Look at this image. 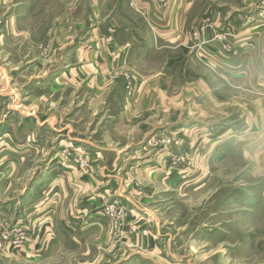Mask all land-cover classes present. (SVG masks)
Listing matches in <instances>:
<instances>
[{
  "label": "rangeland",
  "instance_id": "374dc122",
  "mask_svg": "<svg viewBox=\"0 0 264 264\" xmlns=\"http://www.w3.org/2000/svg\"><path fill=\"white\" fill-rule=\"evenodd\" d=\"M154 1L167 7L166 13L177 19L176 23L182 22L183 32L193 38L195 50L202 54L213 50L216 38L233 37L228 31L231 22H245L251 25L249 27L260 22L264 29V0ZM130 2L0 0V264H14L9 258L31 238L29 227L24 220H16L13 211L19 196L31 192L34 178L47 181L58 173L67 176L74 172L80 179L96 175L102 186L98 191L90 187L88 193L93 195L86 199L90 201V211L85 217L67 220L71 228L85 230L78 241L80 244L70 239V264H75V260L76 264L79 261L95 264L91 260H100L101 264H264V133L256 132L261 122L255 131L256 124L244 122L249 114H254L248 107L249 93L246 100L242 94L235 96L241 107H230L228 125L236 126L237 134L227 147L229 153L214 165L207 166L208 160L203 154L197 157L187 152V147L193 143L199 149L211 148L207 141L210 134L200 129L194 134H168L154 141L152 147L166 148L167 165L161 171L150 172L144 171L140 164L134 168L137 171L131 170L134 160L142 163L149 155L132 154L130 150L134 148L125 149L117 164V156H104L102 162L106 167L95 172L90 156L74 154L68 149L72 145L63 142L62 136L57 141L58 145L64 143L62 150L55 149L49 154L45 142L37 143V137H32L34 131L38 134L39 131L26 115L31 114L30 94L41 97L50 93L45 82L52 77L38 74L42 71L39 66L45 70L47 66L49 70L52 67L55 77L65 68L71 70L73 76L80 67L76 60L64 56V40L130 38L129 30L137 38H152L143 14L130 9ZM48 41L50 45L54 43L51 56H47ZM223 48L229 49L227 44ZM189 58L187 53L181 52L167 53L166 58L159 60L173 67L168 76L176 90H184L185 79L205 77L204 58H199L197 72ZM126 61L120 60L122 64ZM105 62L110 65L111 60ZM115 65H119V60H115ZM126 73L115 80L100 116L96 117L100 123L98 131L108 137L122 134L121 130L116 131V114L126 108L124 94L132 96L128 95L130 86L134 93L136 83L131 74ZM82 78L83 83L90 84L94 75L86 72ZM62 82H69L68 76L58 84ZM60 87L55 85V115L70 114L74 128H84L85 124L74 117V107L82 92L67 87L58 91ZM87 90V93L92 92ZM242 103H246V107H242ZM190 108L185 107L184 114H189ZM85 119H88L86 132L89 133L90 129H95V124H91L90 116ZM55 126L56 131L65 128L59 123ZM140 141L138 138L135 142ZM35 146L40 150L25 155L18 153ZM134 156L135 159H130ZM21 158L24 159L20 164L14 166ZM55 164L61 169L55 171ZM93 198H97L96 205L91 203ZM95 219L101 222L95 224ZM61 221L57 219L60 227ZM96 228H101L102 233ZM139 230L150 237L148 242L156 249L150 251L151 254L144 253L149 256L147 260L137 254L128 259L122 248L128 234L139 233ZM59 264L68 262L60 260Z\"/></svg>",
  "mask_w": 264,
  "mask_h": 264
},
{
  "label": "crops",
  "instance_id": "0c3cea01",
  "mask_svg": "<svg viewBox=\"0 0 264 264\" xmlns=\"http://www.w3.org/2000/svg\"><path fill=\"white\" fill-rule=\"evenodd\" d=\"M128 5L130 9L143 14L152 38H137L133 31L129 30V35H132L130 38L64 40L62 47L64 56L69 60H76L80 66L72 74L73 76L70 74L71 70L65 68L66 65L57 77L54 76L52 67L49 70L47 66L45 70L39 66L42 71L38 74L52 76L45 82L47 88L50 87L48 88L50 93L41 97L30 94L31 114L26 115L31 118L29 120L35 122V130L39 131V134L34 131L32 137H37V143L45 142L48 154L55 149L62 150L61 144L68 142L72 145L68 149H72L74 154L83 153L90 156L94 164L92 167L96 168L95 172H97L106 167L102 162L104 156H117L115 158L117 164L118 157L123 155L125 149L134 148L130 150L132 154L148 153L149 155L142 163L134 160L131 170L134 171L135 166L140 164L144 171L150 172L153 169L161 171L167 165V150L160 146L152 147L153 142L164 139L168 134L182 136L188 133L194 134L200 129L205 130L206 135L210 134L211 138L207 137V141L211 144V148L199 149L193 143L187 147V152L190 151V154L197 157L203 154L208 160L206 165H214L229 153L227 147L237 134L236 126L232 128L228 125L231 122L229 109L235 106L241 107L237 97L242 94V98L246 100L247 93L250 94L248 107L254 108L255 111L250 108L254 114H249V119L246 118L244 122L256 124V127H253L254 131L261 122L262 125L256 132L264 133V29L260 22L252 27L245 22L242 24L231 22L228 31L232 32L233 37L226 38L223 34V38H216L218 40L214 43L211 52L202 54L201 51L195 50L193 38H188L183 32L182 22L176 23L177 19L171 18L166 13L167 7L163 8L154 0H131ZM224 44H227L229 49H224ZM48 48L50 50L47 56H51L54 52L53 41L51 45L49 43ZM181 52L187 53L191 66L196 72L199 69L197 63L200 57L204 58L207 68H205V77L185 79L182 84L184 90L182 88L176 90L173 80L168 76L173 67L165 63L161 64L159 60L166 58L167 53L176 55ZM108 59L111 60L110 65L105 62ZM123 59L128 63L122 64L120 60ZM115 60H119L118 66L115 65ZM70 64L69 62L68 65ZM36 67L37 65H33V68ZM86 72L94 75L90 84L81 81L82 74L86 75ZM124 73L131 74V78L136 83L135 89L131 97L124 94L126 108L116 114L114 121L117 124L116 131L118 133L121 130L122 134L118 133L119 136L115 135V137L111 134L108 137L98 131L100 123L96 121V117L100 116L102 106L107 101L109 89L112 90L115 80ZM65 76H68L69 82L58 84ZM108 77L112 81L109 82ZM55 85L62 87L57 89L58 91L67 87L82 92V97L78 96V104L74 107V117L79 118L80 124H85L84 128H74L72 123L74 120L71 119L73 117L70 118V114L55 115L56 101L53 98ZM87 89L92 92L87 93ZM63 106H66L65 102ZM185 107H191L189 114H184ZM242 107H246V103H242ZM23 113L21 115L25 116ZM88 116L92 119L91 124H95V129H90L89 133L86 132L88 119H85ZM56 123L63 124L65 128L56 131ZM61 136L65 141L58 145L57 141ZM256 136H259L258 133ZM138 138H141V141L135 142ZM37 149L40 150V147L23 149L18 153L32 154ZM261 149L260 152L263 151V148ZM151 155L153 157L148 158ZM135 158V156L130 157V159ZM22 159L24 158L14 166L19 165ZM56 168L61 169V166L55 164L53 169L57 171ZM61 174L58 173L56 177L47 181L34 178L30 185L31 192L20 195L16 200L13 208L17 216L16 220L25 221L31 238L28 243L16 248L9 258L15 262L14 264H59L60 260L70 264V239L78 242L81 240L82 231L85 230L71 228L67 220L85 217L90 211L88 210L90 201L86 202V199L93 195L88 193L90 187L98 191L102 185L96 175L80 179L76 172L75 175ZM96 199L93 198L91 203L95 204ZM150 213L148 211V215ZM144 215L147 216L146 213ZM57 219L62 220V227L58 225ZM100 222L99 219L94 220L95 224ZM96 229L100 230L99 234L102 233L101 228ZM138 232L128 234L122 248L127 252L128 259L130 256L134 258L137 254L147 260L149 256L146 254H151L150 251L154 252L156 249L150 246L152 244L148 242L150 237L145 236L140 230ZM92 261L101 264L100 260ZM86 263L79 261L77 264Z\"/></svg>",
  "mask_w": 264,
  "mask_h": 264
},
{
  "label": "built area",
  "instance_id": "2783aa9c",
  "mask_svg": "<svg viewBox=\"0 0 264 264\" xmlns=\"http://www.w3.org/2000/svg\"><path fill=\"white\" fill-rule=\"evenodd\" d=\"M196 40H198L199 38H195ZM128 95H132L133 92V88H131V86L128 88ZM26 236H24L22 239H25Z\"/></svg>",
  "mask_w": 264,
  "mask_h": 264
}]
</instances>
